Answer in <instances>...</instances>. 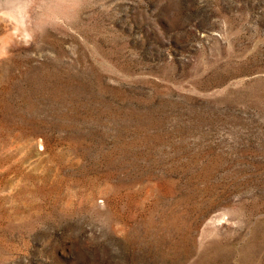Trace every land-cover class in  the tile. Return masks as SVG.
I'll return each instance as SVG.
<instances>
[{
    "label": "rangeland",
    "instance_id": "rangeland-1",
    "mask_svg": "<svg viewBox=\"0 0 264 264\" xmlns=\"http://www.w3.org/2000/svg\"><path fill=\"white\" fill-rule=\"evenodd\" d=\"M0 264H264V0H0Z\"/></svg>",
    "mask_w": 264,
    "mask_h": 264
},
{
    "label": "bare ground",
    "instance_id": "bare-ground-1",
    "mask_svg": "<svg viewBox=\"0 0 264 264\" xmlns=\"http://www.w3.org/2000/svg\"><path fill=\"white\" fill-rule=\"evenodd\" d=\"M1 49V48H0Z\"/></svg>",
    "mask_w": 264,
    "mask_h": 264
}]
</instances>
